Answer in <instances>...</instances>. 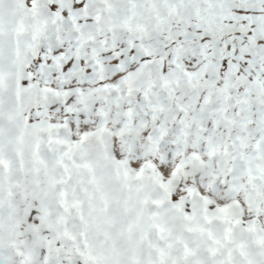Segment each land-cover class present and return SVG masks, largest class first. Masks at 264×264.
Returning a JSON list of instances; mask_svg holds the SVG:
<instances>
[{
	"label": "snow or ice",
	"instance_id": "obj_1",
	"mask_svg": "<svg viewBox=\"0 0 264 264\" xmlns=\"http://www.w3.org/2000/svg\"><path fill=\"white\" fill-rule=\"evenodd\" d=\"M0 264H264V0H0Z\"/></svg>",
	"mask_w": 264,
	"mask_h": 264
}]
</instances>
